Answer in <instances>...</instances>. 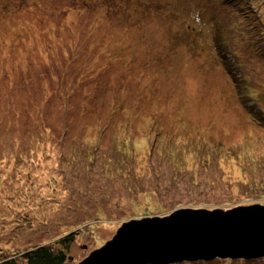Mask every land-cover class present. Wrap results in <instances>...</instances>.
<instances>
[{
  "label": "rangeland",
  "instance_id": "1",
  "mask_svg": "<svg viewBox=\"0 0 264 264\" xmlns=\"http://www.w3.org/2000/svg\"><path fill=\"white\" fill-rule=\"evenodd\" d=\"M264 203V0H0V259ZM174 264H264V258Z\"/></svg>",
  "mask_w": 264,
  "mask_h": 264
},
{
  "label": "water",
  "instance_id": "2",
  "mask_svg": "<svg viewBox=\"0 0 264 264\" xmlns=\"http://www.w3.org/2000/svg\"><path fill=\"white\" fill-rule=\"evenodd\" d=\"M264 258V205L179 208L132 219L80 264H174Z\"/></svg>",
  "mask_w": 264,
  "mask_h": 264
},
{
  "label": "trees",
  "instance_id": "3",
  "mask_svg": "<svg viewBox=\"0 0 264 264\" xmlns=\"http://www.w3.org/2000/svg\"><path fill=\"white\" fill-rule=\"evenodd\" d=\"M246 204V205H252ZM244 204H240L237 206H242ZM224 207H229L225 205ZM222 207H214L211 205H204L203 207L199 208H206V209H214V208H224ZM236 207V205H233ZM185 208V207H182ZM194 208V207H192ZM229 209V208H225ZM176 210V209H175ZM75 238L69 234L68 236L64 237L60 244L57 245H49V244H41L32 246L31 248L27 249L22 255V263L21 261L17 260L16 257H4L0 259V264H65L68 260V249L70 248V244L74 241Z\"/></svg>",
  "mask_w": 264,
  "mask_h": 264
},
{
  "label": "bare ground",
  "instance_id": "4",
  "mask_svg": "<svg viewBox=\"0 0 264 264\" xmlns=\"http://www.w3.org/2000/svg\"><path fill=\"white\" fill-rule=\"evenodd\" d=\"M255 204H256V205H257V204H263V205H264V203H255ZM156 216H159V215H154V216L148 215V216L141 217V218H146V217H156ZM141 218H134V219H141Z\"/></svg>",
  "mask_w": 264,
  "mask_h": 264
}]
</instances>
